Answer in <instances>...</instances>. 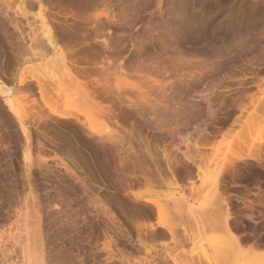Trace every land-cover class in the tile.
Masks as SVG:
<instances>
[{"label":"rangeland","instance_id":"rangeland-1","mask_svg":"<svg viewBox=\"0 0 264 264\" xmlns=\"http://www.w3.org/2000/svg\"><path fill=\"white\" fill-rule=\"evenodd\" d=\"M21 1L0 0V84L24 108L25 128L0 93V264L40 254L44 264H201L206 254L209 264L263 260L264 21L244 33L243 47L215 55L186 47L187 27L171 15L170 0H94L81 20L64 8L69 0H23L32 2L28 19L15 13ZM5 6L26 36L40 32V10L51 26L75 21L72 44L56 46L65 58L52 60L49 45L33 55ZM44 69L67 88L85 85L86 98L71 89L81 95L73 114L97 113L93 125H108L111 135L50 113L35 81L19 83L32 73L50 84ZM49 92L54 106L67 108Z\"/></svg>","mask_w":264,"mask_h":264},{"label":"bare ground","instance_id":"bare-ground-1","mask_svg":"<svg viewBox=\"0 0 264 264\" xmlns=\"http://www.w3.org/2000/svg\"><path fill=\"white\" fill-rule=\"evenodd\" d=\"M23 1V0H22ZM21 1V2H22ZM44 1V0H43ZM47 1V0H46ZM100 1V0H99ZM107 0H104V2H102V4L104 3V6L106 5H110L109 3L106 2ZM137 1L136 4L138 2H140L141 0H135ZM134 1V2H135ZM161 0H158V3L160 2ZM205 1V0H204ZM36 2V0H35ZM67 2V1H66ZM92 2H94V0H69L67 5H65L64 8H67L68 11L71 12V15H72V20L74 19H82V17L84 18V16H82V12L84 11V9L86 8V6H88V4H93ZM110 2V1H109ZM118 2V1H117ZM142 2V1H141ZM169 2H171V6H173V9L172 12H171V15L174 16L175 19H178L179 21H181L183 24H185V26L187 27V35L183 32H181L183 35H184V38H185V43L187 44L186 47H193L195 45L197 46H208L210 52H212L211 54H217V53H221L222 51V48L225 47L226 49H228V47H234V46H242V44L244 43L241 38H243L242 36H244L245 32L248 30L250 31L249 29H253L255 30L256 28H258L262 22L264 21V0H213L211 2H203V0H170ZM23 5L19 4L20 6L18 7L17 6V10L15 11L16 15H20L24 18H27L28 19V11H27V7L30 6L29 8H31L32 6V2H30L29 4L27 3V5L25 4L24 5V2H22ZM38 3H42V0H37V4ZM101 3V2H100ZM126 3V2H125ZM7 5V4H6ZM95 5V3H94ZM138 5V4H137ZM4 6V5H3ZM107 6V7H108ZM119 6V5H118ZM117 6V7H118ZM120 6L122 7V4H120ZM131 6V5H130ZM133 6V5H132ZM131 6V7H132ZM89 7V6H88ZM137 7V6H136ZM135 7V8H136ZM6 8V10H5ZM5 8L3 9V11L5 10L6 14L9 13V11L11 10L10 8H8L7 6H5ZM41 8V7H40ZM139 8V7H138ZM172 8V7H170ZM87 9V8H86ZM119 10H122V8H118ZM123 9H125L123 7ZM134 10V9H133ZM139 10V9H138ZM162 10H160V14L162 15ZM3 12V13H5ZM104 13V12H103ZM106 13V18H114L115 15L113 14L114 13V9L110 7H108V10L105 11ZM119 13V12H118ZM127 14V13H125ZM223 14V15H222ZM9 15V14H8ZM14 15V13H13ZM39 17H40V24H39V27H40V32H37L35 33V31L31 28V34H27L24 35L23 34V31H21V29L23 28H20V22H19V19L17 18V16H10L9 15V22L11 23L12 27L14 28V31H19V34H17L19 37L16 36V38H19V40H23L24 43L22 42V44H26V41H28L27 43V47L28 49L32 52L33 55H37L41 49H43L45 47V45H49L52 50L54 51V54L52 55V60L54 59L53 57L56 58L57 60V57H59V59L63 60L65 58V56L63 55L64 52H62L60 49H58L56 46L58 44V41H64L63 43L65 44H69L68 42L72 41L73 39V34H76L77 33V29H75V26H77L75 24L74 26V22L73 23H69V24H66V27H62V26H59L57 27L55 24V26H51L49 23V19H47L46 16H44L45 14H43V12H41V10L39 11L38 13ZM139 15V14H138ZM170 15V13H169ZM170 15V17H171ZM122 16V15H121ZM123 16H124V12H123ZM126 16V15H125ZM124 16V17H125ZM223 16V17H221ZM7 17V15H6ZM169 17V19H170ZM23 18V19H24ZM51 18V17H50ZM122 18V17H121ZM56 19V18H55ZM111 19V20H112ZM174 19V20H175ZM52 20V19H51ZM126 20V19H125ZM168 20V19H167ZM173 20V21H174ZM28 21V20H27ZM179 21H174L173 23L174 24H177L175 22H179ZM32 22V21H31ZM60 22V21H59ZM59 22H57V25L60 24ZM121 22V21H120ZM119 22V23H120ZM125 22V21H124ZM172 22V20L170 21ZM76 23V22H75ZM78 23V21H77ZM123 23V22H121ZM172 23V24H173ZM264 23V22H263ZM52 24V22H51ZM179 24V23H178ZM177 24V25H178ZM23 25V24H22ZM63 25V24H62ZM65 25V24H64ZM180 25V26H179ZM177 27L179 28H182L181 24H179ZM23 27V26H22ZM31 27V26H30ZM78 28V27H77ZM38 29V28H37ZM173 29V28H172ZM178 29V28H176ZM183 29H185L183 27ZM79 30V29H78ZM179 30V29H178ZM177 30V31H178ZM252 30V31H253ZM76 31V33H75ZM250 31V32H252ZM25 33V32H24ZM30 33V32H29ZM249 33V32H248ZM20 34H22L23 36L27 37L28 39L24 38L22 35L20 36ZM181 34V35H182ZM247 34V32H246ZM15 36V35H14ZM21 37V38H20ZM15 39L18 40V39ZM105 38V36H104ZM102 38L103 42L101 43V40L99 41L103 46H107L109 43L106 41V39ZM26 39V41H25ZM75 40V39H74ZM73 40V41H74ZM14 41V42H15ZM77 41V40H76ZM184 41V40H183ZM13 42V41H12ZM20 42V41H19ZM18 42V43H19ZM98 42V43H99ZM11 43V42H10ZM17 43V42H16ZM17 43V44H18ZM21 43V42H20ZM19 43V44H20ZM99 43V44H100ZM108 43V44H107ZM15 44V43H14ZM12 45L14 49V46L15 45ZM18 44V45H19ZM21 44V45H22ZM65 44V45H66ZM70 44H72V42H70ZM182 44V43H181ZM18 45L16 47H18ZM19 45V48L22 50H24L26 47H23ZM11 46V45H10ZM21 46V47H20ZM179 46V45H178ZM195 46V49L196 47ZM90 47V46H89ZM94 47V46H93ZM243 47V46H242ZM19 48H15L14 51H17V49L19 50ZM24 48V49H23ZM27 48L25 50H28ZM28 50V51H29ZM197 50V49H196ZM20 51V50H19ZM187 51V50H186ZM186 51H181V54H185ZM42 52V51H41ZM187 52H191V51H187ZM223 52V51H222ZM225 52V51H224ZM17 53V52H16ZM191 53H194V51H192ZM195 53H202V51L198 50V51H195ZM194 53V54H195ZM75 54V53H74ZM188 54V53H187ZM224 54V53H221V55ZM17 54H13L12 55V58L13 56L15 57ZM87 55V53H86ZM218 55V54H217ZM219 54V57L221 56ZM75 57V56H74ZM213 57V56H212ZM17 58V56H16ZM14 60H16L15 58H13ZM18 61V60H17ZM16 61V62H17ZM60 61V60H59ZM15 62V63H16ZM61 62V61H60ZM15 66V65H14ZM65 66V65H64ZM67 66H65L64 68H66ZM74 67V66H73ZM70 68L67 67V69H65L66 71H68L67 73L70 74L72 76V74L70 73ZM77 69V68H76ZM45 70V69H44ZM73 70V69H71ZM45 73H42L44 75H46L49 80H50V84L48 83V85H46L48 88H46V86H44V84H46L45 82H41L42 80H40V76L39 78L36 76V74H32L30 73L29 75H25L24 73H21L19 75L20 79L18 80L19 83H22L23 84L25 83V87L29 85L31 86V82L32 80L36 82V84L38 85V89H39V93H40V98L42 100V102L44 103V105L47 107L48 111L50 113H55L57 116L60 115V117H63L65 119L68 120L69 117L71 116H75L73 114V112L75 111V108H74V111L71 109L72 107H75V105L77 103H74L75 98H78V96H81V95H78L76 97V95L74 96L71 92H73L76 88V90H80L78 91L80 94L83 93L84 97L83 98H86L87 96L89 97V93L88 91H85L87 89L84 88V86H82V83L81 85L80 84H77L78 82H74L78 85V88L80 86V89H78L75 84V88H73L74 90H71L72 88H67V86H69V84H65L63 83V81H61V79H59L53 72H48V71H44ZM77 73H79L77 71ZM76 73V74H77ZM82 73V72H81ZM80 73V74H81ZM41 74V76H42ZM67 74V75H68ZM69 76V75H68ZM70 77V76H69ZM45 78V76H44ZM242 79H244V77H241ZM118 83V82H117ZM73 84V85H74ZM71 85V84H70ZM116 85V84H115ZM3 84H0V93L3 94V99H4V102L6 103L8 109L17 117L19 118L20 120V124L22 126V128L25 130V128L23 127V122L20 118L21 116V112H24V108L23 107H20V103L17 101V99H14L11 95V90L8 89V88H5ZM44 86V87H43ZM54 90V94H56L55 96L58 97L59 99L57 100H62L63 101V106L64 108L67 107L66 109H62V110H59V107L61 106H54V103H51V99L54 97L52 96V94L49 92V90L51 88ZM122 87V85H121ZM24 88V87H23ZM30 88V87H29ZM50 88V89H49ZM120 88V86H119ZM71 91H70V90ZM118 91V90H117ZM76 93V91H74ZM77 92V93H78ZM82 92V93H81ZM120 92V91H119ZM74 97H73V96ZM86 96V97H85ZM81 98L82 100V97H79ZM78 100V99H77ZM80 99L78 101H81ZM84 101V99L82 100ZM91 102V100H90ZM23 103V102H21ZM59 103V102H58ZM61 105V104H60ZM73 105V106H72ZM56 107V108H55ZM58 107V108H57ZM78 110V109H77ZM83 115V120L78 118V116L76 117V119L82 124V126H85L87 125L88 128H91L93 129L94 131L97 129L96 132L101 133V132H106L107 134L110 132L108 131V125H105L103 126L102 128L98 129V126L96 125H93L95 124V121L97 119V115H96V119L93 120L95 114L97 113H93L91 112V114H88L87 111L86 112H82V110L80 111ZM79 113V112H78ZM94 115V116H93ZM94 121V123H93ZM97 122V121H96ZM81 129V128H80ZM92 130V131H93ZM100 130V131H99ZM81 131V130H80ZM103 134V133H102ZM111 135V134H110ZM111 137V136H110ZM182 139V138H181ZM188 144V143H187ZM189 152V151H188ZM199 152V151H198ZM186 154V153H185ZM191 154V153H190ZM193 154V153H192ZM203 154V153H202ZM199 155V154H198ZM29 149L27 148L25 153H24V157L26 160L29 159ZM39 156V155H38ZM187 156V155H186ZM190 156V155H189ZM193 156V155H192ZM40 158V157H39ZM188 158V157H187ZM195 158V157H194ZM200 158V157H199ZM198 158V159H199ZM169 160V157L167 158ZM30 161V160H29ZM41 161V159H40ZM45 161V160H44ZM169 162V161H168ZM172 162V160H171ZM37 163V162H36ZM168 166H169V169H170V174L175 176V173L173 171V169L170 167L172 166V163H168ZM215 174V173H214ZM217 175V174H215ZM219 175V174H218ZM217 175V176H218ZM214 212H217V211H214ZM226 212V211H224ZM213 213V212H212ZM219 214V213H218ZM224 217V220H225V223H227V219H229V216L230 214L228 213V211L226 212V214L222 215ZM39 217V215L36 216V218ZM216 217V216H215ZM232 218V217H231ZM218 219V218H217ZM219 221V220H218ZM222 221V220H221ZM230 221V220H229ZM38 222V223H37ZM39 219L36 220V224H39ZM35 225V224H34ZM165 225V224H164ZM39 226V225H38ZM41 226V225H40ZM163 227V225H161ZM167 227V225H165ZM228 226V225H227ZM35 227V226H34ZM37 228V227H36ZM40 228V227H39ZM38 228V229H39ZM172 228L171 226H168V231L172 233ZM36 231V230H34ZM40 231V230H39ZM36 234H37V231H36ZM230 234H232L230 232ZM236 234V233H235ZM234 234V235H235ZM17 235V234H16ZM40 236V235H39ZM16 237V236H15ZM235 238V237H234ZM39 239V238H38ZM40 247V246H39ZM38 248V247H37ZM41 248V247H40ZM43 249V248H41ZM43 252V251H42ZM39 253V252H38ZM41 253V251H40ZM27 254V253H26ZM205 254V253H204ZM39 255V254H38ZM44 255V254H43ZM41 257H36L38 258L36 260L33 259V261H29L27 262L28 264H42V255L40 254ZM28 257V255H27ZM209 257V256H208ZM42 258V259H41ZM201 258V256H200ZM203 260H207V261H204V263L202 262L201 264H209L211 263V259L210 257L207 258V254H206V258H204ZM24 261V260H23ZM169 261V260H168ZM173 261L175 262H178V259L176 258H173ZM184 261V260H183ZM26 262V261H25ZM23 262V263H25ZM167 262V261H166ZM170 262V261H169ZM195 262V261H194ZM198 262V261H197ZM196 262V263H197ZM201 262V261H200ZM20 263V262H19ZM164 263V262H163ZM182 263V262H181ZM180 263V264H181ZM187 263V262H186ZM184 263V264H186ZM190 264V262H188ZM26 264V263H25ZM43 264H44V261H43ZM158 264V263H157ZM177 264V263H176ZM193 264V263H191ZM199 264V263H197ZM213 264V262H212ZM257 264H264V259L261 260L260 262H258Z\"/></svg>","mask_w":264,"mask_h":264}]
</instances>
